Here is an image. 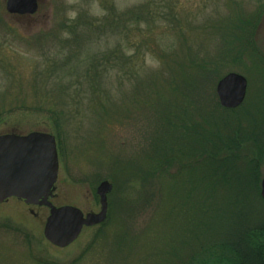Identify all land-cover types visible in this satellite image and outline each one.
Wrapping results in <instances>:
<instances>
[{
    "label": "rangeland",
    "instance_id": "rangeland-1",
    "mask_svg": "<svg viewBox=\"0 0 264 264\" xmlns=\"http://www.w3.org/2000/svg\"><path fill=\"white\" fill-rule=\"evenodd\" d=\"M240 18L258 22L241 34ZM103 58L115 61L92 87L87 77ZM229 74L248 84L237 111L264 106V0H39L29 17L9 15L0 0V135L56 138V207L97 214L98 186L113 185L105 226L85 229L64 250L43 237L46 208L0 204V264H185L201 245L233 234L238 223L232 228L215 211L226 208L223 195L204 205L194 227L180 204L196 177L154 167L161 152H150L152 137L174 146L173 135L161 132L168 102L195 107L203 91V102L219 108L216 86ZM51 107L56 117L32 111ZM173 115L168 129L178 128L181 139ZM260 167L262 180L264 160ZM255 213L246 225L261 221ZM194 231L198 239H189Z\"/></svg>",
    "mask_w": 264,
    "mask_h": 264
},
{
    "label": "trees",
    "instance_id": "trees-1",
    "mask_svg": "<svg viewBox=\"0 0 264 264\" xmlns=\"http://www.w3.org/2000/svg\"><path fill=\"white\" fill-rule=\"evenodd\" d=\"M246 19L240 18L241 26H235L238 33L243 34L242 32L247 30L248 25L245 23L254 24L257 20V18L255 21ZM235 47L236 45L231 46V48ZM241 47L244 50V46ZM114 61L110 58L98 60V64L93 66V73L87 77L88 85L93 87L98 83V78L102 80L103 76H98L99 70L102 68L105 70L107 68L105 66H111ZM59 65L61 69L66 68L63 63ZM193 65L198 64L194 63L191 66ZM46 74H38V77L48 80L49 75ZM186 84L190 88L194 87L190 82ZM194 90L201 92L200 89L194 88ZM203 99L202 91V99L195 97V107L185 103L184 99L178 101L179 104L167 103V108L162 110L163 116L165 115L163 119H166H162L161 132L165 131L170 137L173 135L171 139L175 143L173 146L170 141L162 137L157 141L152 137L150 152L154 158L156 151L161 152L154 167L161 169L177 166L190 170V175L196 177L191 181V187L188 188L180 204L194 227L201 224L193 222L192 219L206 213L204 205L209 200L213 203L220 202L218 198L220 195H223V205L226 204V208L215 210L216 213L218 212V217L225 219V224H233L232 228L237 226L232 230L233 234L229 229L227 233L230 235L227 237L208 245H201L198 250L190 254L191 257L185 260V264H264V216L261 221L255 220L252 225L245 223L246 217L251 216V213L264 214V211L256 206L259 201L264 206L260 191L262 182L260 166L264 160V106L260 104L254 106L253 110L243 109L241 112L237 111L238 109L230 111L222 109L220 105H218L220 109L216 106L215 108L207 106ZM171 105L175 111L168 109ZM210 109L212 111H209ZM16 111L10 110L8 114ZM32 111L46 112L52 117H56L57 114L55 107L48 110L32 108ZM173 112L174 121L184 129L181 132V139L174 134L178 132V128L168 129ZM192 112L200 118H194ZM214 113H219V117ZM174 147L178 153L175 152ZM103 226L105 223L100 229ZM218 227L221 228L222 225L218 224ZM189 239H198L195 231Z\"/></svg>",
    "mask_w": 264,
    "mask_h": 264
},
{
    "label": "water",
    "instance_id": "water-1",
    "mask_svg": "<svg viewBox=\"0 0 264 264\" xmlns=\"http://www.w3.org/2000/svg\"><path fill=\"white\" fill-rule=\"evenodd\" d=\"M39 0H6V12L12 16H34ZM247 80L229 74L216 86L219 105L225 110H237L245 102ZM59 154L56 138L34 132L25 136L0 135V204L15 199L30 207L46 208L43 237L52 247L64 250L76 243L85 229L103 225L108 218V196L113 185L102 182L96 195L99 213L84 214L75 207H56L53 193L59 177ZM264 201V175L261 182Z\"/></svg>",
    "mask_w": 264,
    "mask_h": 264
}]
</instances>
